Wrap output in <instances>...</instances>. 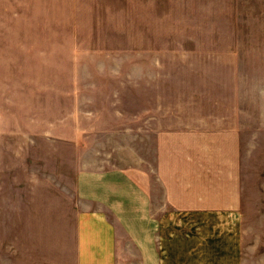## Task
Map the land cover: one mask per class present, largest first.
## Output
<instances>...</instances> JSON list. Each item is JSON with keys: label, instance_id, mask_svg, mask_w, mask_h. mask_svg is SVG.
Returning a JSON list of instances; mask_svg holds the SVG:
<instances>
[{"label": "rangeland", "instance_id": "374dc122", "mask_svg": "<svg viewBox=\"0 0 264 264\" xmlns=\"http://www.w3.org/2000/svg\"><path fill=\"white\" fill-rule=\"evenodd\" d=\"M192 131L264 264V0H0V264H77V172L154 184L160 139Z\"/></svg>", "mask_w": 264, "mask_h": 264}, {"label": "crops", "instance_id": "0c3cea01", "mask_svg": "<svg viewBox=\"0 0 264 264\" xmlns=\"http://www.w3.org/2000/svg\"><path fill=\"white\" fill-rule=\"evenodd\" d=\"M216 153L209 132L166 133L154 184L121 167L79 170L77 264H242L240 178Z\"/></svg>", "mask_w": 264, "mask_h": 264}]
</instances>
